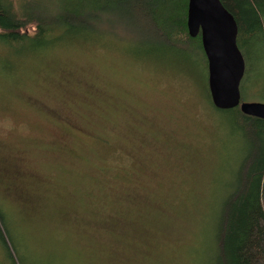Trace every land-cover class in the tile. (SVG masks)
Returning <instances> with one entry per match:
<instances>
[{"label": "rangeland", "instance_id": "374dc122", "mask_svg": "<svg viewBox=\"0 0 264 264\" xmlns=\"http://www.w3.org/2000/svg\"><path fill=\"white\" fill-rule=\"evenodd\" d=\"M138 56L75 43L0 75V206L22 264H204L232 145L198 54Z\"/></svg>", "mask_w": 264, "mask_h": 264}, {"label": "trees", "instance_id": "16d2710c", "mask_svg": "<svg viewBox=\"0 0 264 264\" xmlns=\"http://www.w3.org/2000/svg\"><path fill=\"white\" fill-rule=\"evenodd\" d=\"M219 1L236 23V46L244 61L240 98L264 101V0ZM186 4L187 0H0V75L56 47L114 43L163 68L161 62L172 68L178 63L192 67L198 54L206 77L199 35L187 34ZM205 88L210 107L221 117L219 126L227 130L235 165L216 204L204 264H264V119L245 115L238 106L213 107L206 78ZM11 224L0 206V245L11 264H22L13 256Z\"/></svg>", "mask_w": 264, "mask_h": 264}, {"label": "water", "instance_id": "95a60500", "mask_svg": "<svg viewBox=\"0 0 264 264\" xmlns=\"http://www.w3.org/2000/svg\"><path fill=\"white\" fill-rule=\"evenodd\" d=\"M185 26L197 34L206 60V85L213 107L238 106L245 115L264 119V101L241 100L244 61L236 46V23L219 0H187Z\"/></svg>", "mask_w": 264, "mask_h": 264}]
</instances>
